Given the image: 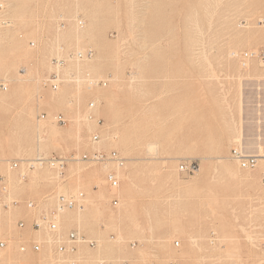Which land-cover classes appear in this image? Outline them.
<instances>
[{"label": "rangeland", "instance_id": "obj_1", "mask_svg": "<svg viewBox=\"0 0 264 264\" xmlns=\"http://www.w3.org/2000/svg\"><path fill=\"white\" fill-rule=\"evenodd\" d=\"M0 2V264H65L24 202L76 192L82 207L59 226L95 242L79 244L78 264H264V160L241 168L231 155L264 152V0ZM87 48L56 91L43 85L53 57ZM95 149L126 159L116 207L113 165L80 159ZM51 154L70 159L63 175L23 162Z\"/></svg>", "mask_w": 264, "mask_h": 264}, {"label": "built area", "instance_id": "obj_2", "mask_svg": "<svg viewBox=\"0 0 264 264\" xmlns=\"http://www.w3.org/2000/svg\"><path fill=\"white\" fill-rule=\"evenodd\" d=\"M2 8L3 4L2 2H0V9ZM261 23L262 25H264V19L261 20ZM93 55V49L87 48L85 50L69 52L65 56L59 55L53 57L52 64L55 70L45 78V80L43 81V85L49 87L51 90L56 91L64 80L59 70L63 68L68 61L83 63L92 58ZM249 55L251 54L245 52L243 54V57L246 58ZM71 78L72 81L77 80L75 75H72ZM86 79L90 85L100 83V81L96 82L93 79L89 78L88 74H86ZM0 90H7V86L4 83H1ZM87 104L89 109H93L95 105H97L96 101L93 99H90ZM45 116L46 114L44 112L40 113L41 118H44ZM88 117L91 118L92 116L89 115ZM53 119L56 123L60 124H63L67 121V119L64 118L60 113L54 114ZM90 140L92 142H97L99 140L98 133L90 134ZM231 155L232 158L238 162L241 168H253L256 165L257 157L251 154H245L241 147L232 148ZM70 158L76 160V156H71ZM82 158L87 162L105 164V166L109 165L110 163L113 164L112 167H109L105 171L104 178L107 188L112 193V197L110 198L109 203L112 207H116L118 205V197L115 192L120 186V178L118 176L117 169L125 163V157L121 155L117 150L105 152L102 151V149H97L92 152V154L84 153L82 155ZM68 160L70 159L60 154H51L50 158L48 157V159L44 158L43 156L36 157V162L40 164H48L51 168L60 173V175L64 172ZM18 163V160L12 161L11 168L17 167ZM27 166L28 168L33 167L34 163L32 161H27ZM179 170L181 172L191 174L196 170V165L192 161H184L179 165ZM83 199V192H76L68 194H58L51 205L49 204L48 198L46 197H44L43 200L29 199L24 202L25 206L34 213V216L31 220L32 228L35 230H43L48 234L49 239L47 240V243H49L52 248L53 257L56 262L65 264H78L79 258L77 252L79 244L82 242H86L89 246H95V242L93 240H87L84 235L79 232L78 229H71L64 233L63 231H61L59 226L58 217L68 209L82 207ZM18 225L19 227H23L24 222L22 220H19ZM178 244L179 243L176 242V245ZM6 245V241H0V248H5ZM41 247L42 246L40 243L33 242L30 245V250L36 252L39 251ZM19 251L25 252L26 246H19Z\"/></svg>", "mask_w": 264, "mask_h": 264}, {"label": "bare ground", "instance_id": "obj_3", "mask_svg": "<svg viewBox=\"0 0 264 264\" xmlns=\"http://www.w3.org/2000/svg\"><path fill=\"white\" fill-rule=\"evenodd\" d=\"M34 44V43H33ZM244 54V53H243ZM243 54H242V58H244L243 57ZM231 56V55H230ZM250 56V55H249ZM248 56V57H249ZM248 57H246V58H248ZM246 58H244V59H246ZM94 80V79H93ZM100 84L101 85H104L105 84V81H101L100 80ZM90 85V84H89ZM92 85H94V84H92ZM96 108V105H95V107L93 108V109H89L90 111H91V113L89 112V113H87L86 114V119H88V120H92V119H95V115H94V113H92V110H94ZM89 115H91L92 117L91 118H89L88 116ZM47 116V115H46ZM46 116L44 117V118H41L40 117V115H39V118L40 119H45L46 118ZM97 121V123H100V119H97L96 120ZM39 135V134H38ZM99 135V134H98ZM99 139H100V135H99ZM248 139V138H247ZM249 140V139H248ZM91 141V140H90ZM254 141V140H253ZM92 142V141H91ZM97 142H99V140L97 141ZM259 142V141H258ZM92 143H96V142H92ZM257 143V142H256ZM256 143H254V144H256ZM248 144H250V143H248ZM252 144H253V142H252ZM257 144H259V145H257L256 146V149L254 150V152L252 153L254 156H256V157H258V158H260L261 160H264V152H263V149L260 147V143H257ZM251 145V144H250ZM248 147H250V146H248ZM253 147H254V145H253ZM252 148V147H251ZM95 150H97V149H95ZM95 150H93L92 152H94ZM103 151V150H102ZM109 151H111V150H109ZM109 151H105V152H109ZM92 152H89V153H86V154H92ZM156 152V151H155ZM84 154V153H83ZM82 154V155H83ZM82 155H81V157H80V159H82V160H84L83 158H82ZM247 155H249V154H247ZM37 156H41V155H37ZM36 156V157H37ZM36 157L35 158H33V159H24V161L23 162H25V164L27 165V161H32L33 163H34V166L33 167H30V168H34L35 166H42V165H47V166H49L48 164H46V163H44V164H40V163H38V162H36ZM44 157V156H43ZM49 158H50V156H48ZM48 157H44V158H47L48 159ZM212 158V157H211ZM257 158V159H258ZM174 159V158H173ZM21 160V159H20ZM23 160V159H22ZM17 161V160H16ZM19 161V160H18ZM86 161V160H85ZM126 161V160H125ZM12 162V161H11ZM11 162H10V167H11ZM261 162V161H260ZM101 165H103L104 167H105V164H101ZM110 165H113V164H111L110 163ZM124 165V164H123ZM123 165L122 166H120L118 169H120L121 167H123ZM212 166V165H211ZM17 167H18V165H17ZM28 167V166H27ZM50 167V166H49ZM260 167H263L264 168V162L262 163V166H260ZM13 168H16V167H13ZM118 169H117V173H118ZM65 170V169H64ZM239 170V169H238ZM60 174V173H59ZM64 174V172L61 174V175H63ZM239 174V173H238ZM237 174V175H238ZM236 175V174H235ZM235 175H233L234 177H235ZM118 176H119V174H118ZM239 176V175H238ZM237 177V176H236ZM235 177V178H236ZM241 177V176H240ZM246 177H247V175H246ZM250 178V177H249ZM249 178H247L248 179V181L250 180ZM245 179V178H244ZM246 179V180H247ZM246 180H244V181H246ZM106 182V181H105ZM190 185V184H189ZM79 193V192H78ZM83 196H84V194H83ZM63 214H67V212H63ZM59 218V217H58ZM58 222H59V219H58ZM78 253V252H77ZM1 256V255H0Z\"/></svg>", "mask_w": 264, "mask_h": 264}]
</instances>
